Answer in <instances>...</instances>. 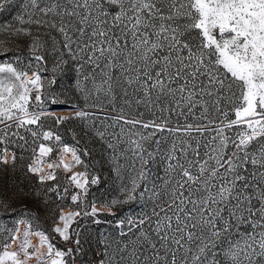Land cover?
Segmentation results:
<instances>
[{"label":"snow or ice","instance_id":"1","mask_svg":"<svg viewBox=\"0 0 264 264\" xmlns=\"http://www.w3.org/2000/svg\"><path fill=\"white\" fill-rule=\"evenodd\" d=\"M0 181V264H264V0H0Z\"/></svg>","mask_w":264,"mask_h":264},{"label":"trees","instance_id":"2","mask_svg":"<svg viewBox=\"0 0 264 264\" xmlns=\"http://www.w3.org/2000/svg\"><path fill=\"white\" fill-rule=\"evenodd\" d=\"M23 179H24L23 174L20 171H17L15 173V175L12 176L11 170H10L9 177H8V180L10 183H15V182L23 180ZM0 184H2V181H0ZM0 190H2V189H0ZM24 203H27L29 207H32L30 201H25ZM17 206H19V205H17ZM32 210L35 211L34 208ZM14 219H15L14 216L9 215V214H5L2 210H0V228L5 227V226L6 227H12L13 226L12 221ZM41 223H44L43 220H41ZM46 226L47 225H45V227ZM0 240H2V234H0Z\"/></svg>","mask_w":264,"mask_h":264},{"label":"rangeland","instance_id":"3","mask_svg":"<svg viewBox=\"0 0 264 264\" xmlns=\"http://www.w3.org/2000/svg\"><path fill=\"white\" fill-rule=\"evenodd\" d=\"M58 112H64L66 109H64L63 107H60V108H57L56 109ZM24 226L21 225V228H23ZM31 241L33 244H38L39 243V240H38V237H36L35 235L31 236ZM54 240H55V237H54Z\"/></svg>","mask_w":264,"mask_h":264}]
</instances>
